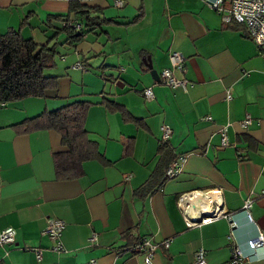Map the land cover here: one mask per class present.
<instances>
[{"label": "crops", "instance_id": "obj_1", "mask_svg": "<svg viewBox=\"0 0 264 264\" xmlns=\"http://www.w3.org/2000/svg\"><path fill=\"white\" fill-rule=\"evenodd\" d=\"M208 1L0 0V32L17 29L39 45L56 41V52L58 45L72 51L50 65L64 66L58 74L44 69L57 76L55 88L0 104V231L15 230L14 243L0 245V264H147L132 249L143 237L156 243L151 264H195L199 248L206 264H227L237 243L264 236L263 59L245 26L223 19L231 0H221L222 10ZM79 3L100 24L86 28L71 8ZM62 22L78 24L74 35H82L70 43L65 30L49 38ZM171 51L183 55L173 74L184 86L160 81ZM76 100L89 103L84 126L106 162L85 159L80 172L61 177L56 163L67 147L59 132L17 123ZM163 123L171 130L166 158L181 159L171 177L164 175L171 161L158 164ZM154 171L160 176L151 178ZM147 181L151 191H138ZM247 197L250 219L241 210ZM214 204L234 226L223 216L187 223ZM49 218L64 222L54 238L44 232ZM240 264H264V243L262 257Z\"/></svg>", "mask_w": 264, "mask_h": 264}, {"label": "trees", "instance_id": "obj_2", "mask_svg": "<svg viewBox=\"0 0 264 264\" xmlns=\"http://www.w3.org/2000/svg\"><path fill=\"white\" fill-rule=\"evenodd\" d=\"M71 8H79L78 14L81 16L79 18H82L85 27L89 30L100 24L99 15L95 14L92 8L86 4H75ZM66 16L54 15L64 22L68 21ZM61 30H65L69 34L67 37L69 41L66 40L68 43L79 38L83 33L82 29L79 35H74L76 28L62 22V24L56 25L49 38L56 39ZM55 46L56 41L52 45H39L31 37L22 36L17 29L0 32V104L26 96H42L47 88L56 87L57 76L46 75L44 72L46 67L54 64ZM165 68L170 69V63L163 69ZM162 70L159 71L160 81ZM88 104L84 100H76L59 108L43 111L17 123L22 124L24 131L52 128L59 132L63 145L67 147L65 161L56 163L57 174L61 177L80 172L81 163L85 159L97 158L103 163L106 162L105 157L98 149L97 142L89 138L88 131L84 126ZM156 147L159 165L169 163L176 156L171 157L170 160L166 158L167 155H170L167 139H161ZM159 165H157L156 170H159ZM159 176L160 173L154 171L151 178ZM149 184L150 181H147L138 191L142 193L151 191L152 186Z\"/></svg>", "mask_w": 264, "mask_h": 264}, {"label": "built area", "instance_id": "obj_3", "mask_svg": "<svg viewBox=\"0 0 264 264\" xmlns=\"http://www.w3.org/2000/svg\"><path fill=\"white\" fill-rule=\"evenodd\" d=\"M83 1V0H78ZM117 5L121 4V0H114ZM209 5L217 10H222L221 0H210L208 1ZM223 19L226 21L234 20L238 23H241L246 28V34L249 38L253 40V42L257 45L259 49V54L263 59L264 64V0H231L230 8L228 9V13L223 15ZM73 27L77 28L78 24L70 23ZM168 60L171 68H165L161 72V82L165 84L171 85H181L184 86L185 81L177 79L173 74L172 70L174 68H182L183 66V55L176 51H171L168 54ZM76 66L85 69L82 62H76ZM143 95L150 99L152 98V93L150 87L147 86L143 90ZM249 120L245 119L243 122L247 123ZM161 129V138L168 139L170 136V128L167 124L163 123L160 125ZM225 128L221 132V140L222 143H225ZM180 158H177L174 161H171L165 169V177H171L177 174L180 171ZM263 176H264V164H263ZM126 179L129 176H125ZM264 192V187L262 189ZM186 197V194L180 195V202L182 199ZM251 197H247L244 200V203L241 207L242 212L245 213L247 219H250L248 214V209L251 205ZM179 202V203H180ZM188 214V213H187ZM189 215V214H188ZM227 217L229 220V224L234 226L235 221L232 220V214L227 213L225 209H223L222 204H214L208 208H203L201 211H197L190 215V217H185L188 224H194L196 219L198 218L201 222H206L216 217ZM64 226V222L62 219H48L47 225L44 229V232L47 233L51 238H54L59 235L61 229ZM14 232L15 230L11 226H7L0 231V245L3 243H14ZM231 235V233H230ZM90 241L95 240V235L92 234L89 237ZM168 239L163 240V245L168 246ZM263 243L264 236L261 231H257L256 235L247 239L244 243V246L240 244H236L233 248V253L231 259L227 262V264H240L241 262L249 259H253L255 257H262L263 252ZM60 245L57 243L54 248L59 250ZM156 248V243L150 241L148 238L143 237L139 241L133 244L132 249L135 252L144 253V260L147 264H151V260ZM39 251L36 250V253ZM206 256L203 249L199 248L195 252V264H206Z\"/></svg>", "mask_w": 264, "mask_h": 264}, {"label": "rangeland", "instance_id": "obj_4", "mask_svg": "<svg viewBox=\"0 0 264 264\" xmlns=\"http://www.w3.org/2000/svg\"><path fill=\"white\" fill-rule=\"evenodd\" d=\"M57 48H58V52H56V54L54 55V59L56 60V64L60 65V63H62L64 60L61 58V54L63 55L64 58H67L72 54V51L67 45H58ZM48 67H50V66H48ZM48 67L45 68L46 72H47V70H54V72L57 74L59 72L58 70L64 69V66H62V68H58V66H56V65H54L53 67H50V68H48ZM49 73H51V72H49ZM46 75H49V74H46Z\"/></svg>", "mask_w": 264, "mask_h": 264}, {"label": "water", "instance_id": "obj_5", "mask_svg": "<svg viewBox=\"0 0 264 264\" xmlns=\"http://www.w3.org/2000/svg\"><path fill=\"white\" fill-rule=\"evenodd\" d=\"M148 66H149V65H148ZM151 73H153V74H157L155 70H152V72H151Z\"/></svg>", "mask_w": 264, "mask_h": 264}, {"label": "bare ground", "instance_id": "obj_6", "mask_svg": "<svg viewBox=\"0 0 264 264\" xmlns=\"http://www.w3.org/2000/svg\"><path fill=\"white\" fill-rule=\"evenodd\" d=\"M205 197V196H204Z\"/></svg>", "mask_w": 264, "mask_h": 264}]
</instances>
